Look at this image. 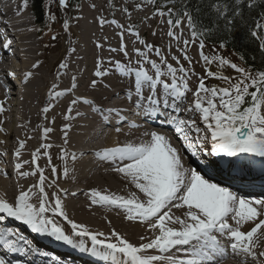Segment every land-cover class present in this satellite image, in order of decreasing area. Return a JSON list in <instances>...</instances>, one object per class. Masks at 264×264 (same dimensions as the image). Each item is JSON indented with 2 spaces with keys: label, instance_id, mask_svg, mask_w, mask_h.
<instances>
[{
  "label": "snow or ice",
  "instance_id": "6c2138e0",
  "mask_svg": "<svg viewBox=\"0 0 264 264\" xmlns=\"http://www.w3.org/2000/svg\"><path fill=\"white\" fill-rule=\"evenodd\" d=\"M23 2L27 7L28 0ZM54 2L55 0H50V6ZM68 2L69 0H58L59 5L65 8ZM258 2L264 0H234L235 7L230 8L228 4L217 0L211 7L216 13V21L223 20V29L226 33H231L235 28V19L241 16L240 6L246 4L251 9ZM181 7L182 16L187 18L193 37L192 41H184L185 47L198 39L201 57L205 64L216 62L221 67L227 65L241 76L233 81L231 77L214 73L209 69L208 77L225 81L229 83V87H208L201 78L197 90L193 93L194 100L190 104H184L190 91L187 82V74L190 70L183 65L174 67L167 62L159 50L156 51V54L161 56L159 64L148 60L146 52L137 50L138 55L155 71V78L143 67L130 68L128 65L117 63L120 74L133 79L137 93L136 107L144 108L145 103L149 104L150 107L145 108L143 113L147 118L163 117L162 122L173 126L179 138L184 141L181 147L191 154L194 158L192 163L196 165V167L186 166L187 162L183 159L181 149L173 146L165 134L157 131L145 132V136L149 139L139 146L129 144L97 153L103 160L113 163L120 161L122 166L115 167L114 171L128 178L135 189L142 194L143 199L136 192L125 198L117 195H102L94 191L93 196L99 199H94L93 202L123 208L129 220L138 219L147 223L149 229L157 233L155 238L142 236L141 240L147 242L137 245L113 231L111 234L113 239H100L99 237H103L104 233H92L86 226L68 219L59 197L52 202L48 200V194L44 190L45 177L42 173L38 185L39 193L42 195L38 206L30 202L34 195L31 189L21 191L13 202H8L0 196V222L6 218H13L35 233L46 234L57 241H63L109 264H223L229 255L239 258L240 264H264V199L252 200L241 197L229 187L213 182L210 178L212 173L222 172L223 165L229 170L249 167L248 161L240 159L241 157H259L261 162H264V70L252 72L231 62L225 56L205 55L204 40L213 36L218 25L213 21L212 25L205 26L202 21L193 17L186 4L182 3ZM230 11L231 15H229ZM168 13L172 15L173 10L169 9ZM159 14L164 15L163 12ZM49 19L55 21V14L50 13ZM168 22L173 24L171 19ZM180 23L181 19L177 18L175 24ZM64 27L65 29L69 27L68 21L64 22ZM136 35L138 36L139 33ZM169 35L175 36L171 31ZM250 35L259 42L260 50L264 52V14L250 30ZM140 42L145 43L143 40ZM228 42L227 39L220 40L219 47L226 48ZM11 44L12 41L7 40L3 48L9 49ZM145 47L149 51L152 50L151 45L145 44ZM125 55H127L126 51ZM238 55L241 60L244 59L243 54ZM173 59L177 58L173 57ZM184 59L191 63L187 55ZM140 63L141 61H137V64ZM177 64H179L178 59ZM161 65L166 67V72L162 70ZM66 66L65 63L60 65L61 68ZM33 67H38V64H34ZM178 72L183 74L179 78ZM106 74L98 65L94 75L103 77ZM8 75L15 78V73ZM31 76L32 73L28 72L25 81ZM167 76L171 77V82L164 78ZM96 85L97 80H93L91 86L95 88ZM146 88L150 94L145 97L143 93ZM66 93L67 90L55 95ZM129 99H132L131 95ZM78 102L89 105L95 103L87 98H80L79 101L73 100L72 104ZM96 110L106 122L113 112L120 115L115 109H104L101 106H97ZM5 111L4 102L0 101V114ZM44 111L47 112L48 109L45 108ZM181 112L199 113L204 127L197 126L195 119H181L177 115ZM131 127L138 128L139 125L133 123ZM120 130L116 128L117 132ZM4 131L5 129L0 126V132ZM50 131L51 129H44L45 135ZM190 131L196 133L195 138L189 136ZM24 144L25 142L21 141L19 147L22 149ZM43 147L49 148L51 145L46 144ZM20 155V151H16L15 156L19 158ZM36 155L33 154V163ZM217 158L228 159L222 162ZM26 163L29 162L24 161L15 165L20 176L30 174L19 171ZM37 170H39L38 165ZM0 174L7 175L3 169H0ZM32 187L36 188L37 185ZM173 208L184 211L181 215H173ZM49 211L53 215L62 216L71 225L73 235L66 234L62 227L46 216ZM230 220L233 223H229ZM245 224L250 227L242 231ZM217 234L227 238V246L217 238ZM74 237H89L91 247L83 239L76 240ZM177 246H188L189 252L186 257L164 255ZM0 247L5 250V254H0V264H19L18 261L8 259V253H18L29 257L30 260L31 255L37 251L18 232L6 227H0ZM150 250H156L159 254H153ZM56 264H62V261L57 259Z\"/></svg>",
  "mask_w": 264,
  "mask_h": 264
},
{
  "label": "bare ground",
  "instance_id": "6f19581e",
  "mask_svg": "<svg viewBox=\"0 0 264 264\" xmlns=\"http://www.w3.org/2000/svg\"><path fill=\"white\" fill-rule=\"evenodd\" d=\"M28 8L20 0H9L6 5L0 3V19L11 28L18 47L22 50L21 56H15L0 45V101L4 102L6 109L3 114H0V126L5 129L4 132H0V145L14 149L15 152L19 150L21 153L20 163L29 162L24 164V167L19 171L30 173L27 176H20L16 170L14 177L11 178L10 172L3 169L7 175L0 174V196L8 202H13L21 191L31 189L34 195L30 202L38 206L42 195L38 189L42 173L45 177L44 190L48 194V200L52 202L59 197L62 201L63 211L69 220L86 226L92 233H104L103 237H99L100 239H113L111 234L115 231L134 244L146 243L147 240H141L142 236L153 239L157 234L149 229L147 223L138 219L129 220L123 208L93 202L94 199H99V197L93 196L94 191L102 195H117L125 198L136 192L143 199L142 194L135 189L128 178L114 171V168L122 166V163L103 160L97 153L129 144L139 146L149 139L145 136V132L157 131L165 134L173 146L181 149L183 159L187 162L186 166L194 167L195 164L192 163L194 159L188 155L187 151L177 144V141L172 139L165 130L154 125L150 128L131 127L132 124H129L131 122L126 119L129 114L134 113L133 107H136L137 93L134 89L133 79L121 75L117 63L128 65L130 68L143 67L155 78V71L144 58L138 55L137 50L146 52L148 60L156 61L159 64L161 56H158L156 51L161 49L160 53L168 63L174 67L183 65L190 70L187 74L190 91L187 93L184 104H190L194 100L193 93L197 90L201 78L204 79L208 87L215 79L217 81V78L207 76L209 69L214 73L217 71L205 62L199 64L195 58L193 59V54L188 53L189 50L186 54V50L183 48L185 45L180 42V39L184 37L183 33L180 34L181 27L175 36H170L168 31L164 32L165 29L161 23L158 28H150V23H154L151 21L152 19L145 16L150 20L149 24L145 23L141 26L140 35L133 36L132 39L131 35L125 37L124 30L120 26H116L117 29L109 28L110 31L105 32L103 27L93 22L94 19H91V22H86L82 28V37L80 35V38L78 37L77 46L71 48L72 50H69L67 57L64 58L63 62L67 66L63 68L58 66L56 74L51 75L53 66H56L60 60L52 62V60H46V56L41 54L43 50V43L39 39L41 32L35 26L34 20L30 19L32 18L30 17L31 11ZM95 19L98 21L99 15H95ZM147 33L150 34L151 41L155 46L151 51L145 47V44L149 45L150 40L144 41L143 44L140 42L145 39ZM173 37L176 39L172 40ZM112 49H116V51H112ZM66 50L63 51V56L67 53ZM125 51L127 55H125ZM185 55L192 59L191 63L184 59ZM173 57L180 58L178 59L179 64ZM43 58L44 60L41 61ZM17 60L20 64L17 63ZM137 61H141V63L137 64ZM34 64H38V67H33ZM98 65L101 71L107 73L105 76L96 77L94 75ZM161 67L163 71H167L166 67L163 65ZM11 68H17L19 75L24 80V85L18 94H15L14 83L9 81L7 76ZM28 72H31L32 76L25 81ZM181 75L183 74L177 73L178 78ZM164 78L171 82L170 76ZM93 80H97L95 88L91 86ZM177 82L179 83V79ZM66 90L65 95H55V93H62ZM149 94L146 88L143 95L146 97ZM129 95L132 99H129ZM80 98H87L95 103L93 105L82 102L72 104L73 100L79 101ZM97 106L104 109H115L120 112V115L113 112L109 121L106 122L101 113L96 110ZM145 107L146 105H144ZM45 108L48 109L47 112L44 111ZM10 109L13 111L11 115L8 114ZM178 115L185 120L195 119L197 126L204 127L199 113L181 112ZM119 121L121 123L112 125ZM154 122L158 123V120L154 119ZM161 123L164 124V122ZM46 128L51 131L45 135L44 129ZM116 128L121 130L117 132ZM21 141L25 142L22 149L19 147ZM46 144L51 147H43ZM37 150L39 151L37 152ZM34 153L37 155L33 163ZM240 159L248 161L249 167H237L229 170L226 166V172L233 175L236 181L243 185L252 182V179L257 175V188L264 191V162H261L259 157L252 156ZM1 165L0 159V169ZM37 165L39 170H37ZM65 169H67V175H65ZM33 172L34 175L31 174ZM210 178L212 177L210 176ZM212 179L213 182L221 183L222 186L227 184L222 176ZM33 185H37V187L33 188ZM251 190L253 191V188ZM183 211L184 209L173 208L172 214L181 215ZM45 215L62 227L66 234L73 235L71 225L62 216L53 215L51 211ZM229 223H233V221L230 220ZM249 227L248 224H245L241 230H248ZM74 239H83L91 247L89 237H74ZM223 240H227V238H223ZM40 242L46 249L60 252L64 258L77 262L79 253L76 248L70 245L62 246L50 239L40 240ZM61 244L65 243L61 242ZM173 250L171 249L170 252ZM150 252L159 254L156 250H150ZM170 252L164 255H169ZM86 255L88 258L92 257L93 260H101L90 253H86ZM47 258V254H42L40 255L41 260L36 257L28 262H19V264H41V262L45 263L44 260ZM223 264H240V260L229 255Z\"/></svg>",
  "mask_w": 264,
  "mask_h": 264
},
{
  "label": "rangeland",
  "instance_id": "374dc122",
  "mask_svg": "<svg viewBox=\"0 0 264 264\" xmlns=\"http://www.w3.org/2000/svg\"><path fill=\"white\" fill-rule=\"evenodd\" d=\"M48 2H49V8H48L49 14L54 13L56 19L55 21H51L49 19V15L47 14L48 17H47L46 26L50 28V32L44 31L45 32L44 37L41 39V36H39V39L41 41L42 40L45 41V42L42 41L43 50L41 54L46 56V60H49V61L52 60V62L53 60L56 62L60 60V62L56 66H53L52 73H50L51 75L56 74L55 72L56 70H58V66L64 63L63 61H64V58L67 57L68 51L69 50L71 51L72 50L71 48L73 47L75 48V46H77L78 37L80 38V36L82 37L83 35V29H82L84 27L83 25H85L86 22H91V19H94L93 22H96L101 27H103L105 32H108L109 28L115 29L116 26L117 27L120 26L124 30L125 37L128 35L129 36L131 35V39L133 38V36L138 37L141 32L140 31L141 26H143L145 23L149 24V21L152 19L151 21H153L154 24H152L151 22L150 28H153V29L158 28L159 23H161L162 26L164 27L163 29H165L164 32L168 31L167 33H169L171 31L172 33L175 32L174 34H177L178 29L181 27L180 34L183 33L184 37L180 39V42L184 44L183 41L185 40H188V39H189L188 41H190V39L191 41L193 40L186 17L181 21L179 25L175 24L173 25L174 27H172L171 26L172 24H169L168 22L169 21V18L167 17L168 9L165 10L167 5H163L162 9L160 10H156V9L154 10L153 0H82L80 3V6L75 11H73L72 8L69 6H67L66 8L61 7L58 3V0H55L54 3H51V6H50V0H47V3ZM26 8H28L31 11L30 5L27 4ZM125 9H127V11H125ZM58 11H60V13ZM160 12H163L164 15H160L159 14ZM61 13L63 14L62 16H61ZM31 15H32V18L30 19L33 20L34 16L32 12H30V17ZM95 15H99L98 21L97 19H95ZM145 16L149 18L150 20H148ZM110 18H111V21L113 19L112 21L113 23H110ZM87 19H90V20H87ZM114 19L116 20L114 21ZM65 21H68L69 23V27L67 29H65L64 27ZM101 21H103V23H101ZM122 21L123 22L125 21V22L122 23ZM129 24H132L131 26L132 28L129 27ZM166 25L167 26L170 25V26L167 27ZM186 32L188 36L186 35ZM136 33H139V35L137 36ZM54 36H55V39H53ZM175 39L176 38L173 37L172 40H175ZM151 40L152 39H151L150 34L147 33L143 41H146V42L149 41L150 42L149 45H152V49H154L155 46ZM183 44H180V45L182 46ZM183 48H185L186 54L191 52V54H193V59L195 58L197 62H199V64L204 62V60L201 57V49L199 48V40L195 42H190L187 45V47L183 46ZM64 50H66L67 53H65L63 56ZM187 50H189L188 53H187ZM203 53L209 57H212L217 54L222 55L230 59L231 62L239 65V63L237 62V57L235 56L234 53L226 51L219 47L211 46L205 43ZM43 60L44 58L41 61ZM17 63L19 64L18 61ZM209 66L211 67L213 66L218 73L224 76L231 77L233 81H235L241 76L240 73L236 72L234 69H232L231 67L227 65L221 67V66H218L216 62H213ZM210 87H219V88L229 87V83L222 81L220 79H217L216 81L215 79L213 83L211 82Z\"/></svg>",
  "mask_w": 264,
  "mask_h": 264
},
{
  "label": "trees",
  "instance_id": "16d2710c",
  "mask_svg": "<svg viewBox=\"0 0 264 264\" xmlns=\"http://www.w3.org/2000/svg\"><path fill=\"white\" fill-rule=\"evenodd\" d=\"M35 14L41 23H44L46 17L45 6L47 0H30ZM82 0H70V5L74 6L81 3ZM158 4L167 5L166 8L173 10V18H183L182 3L187 5L194 18L202 21L205 26L213 24L216 21V13L212 10L211 5L217 0H156ZM221 3L228 4L234 8V0H221ZM241 16L235 19V28L231 33H226L223 29V20L216 21L218 27L211 38L204 41L210 45L219 46L220 40L227 39L228 45L223 48L226 51L235 53L237 62L248 67L252 71L264 70V52L260 50L259 42L250 35V30L255 27V23L261 20L264 14V2H258L253 8L249 9L246 4L240 6ZM231 15V11L229 12ZM238 54H243L241 60Z\"/></svg>",
  "mask_w": 264,
  "mask_h": 264
}]
</instances>
